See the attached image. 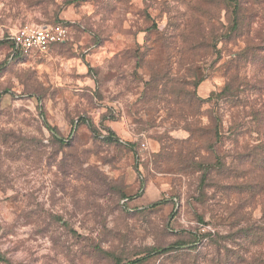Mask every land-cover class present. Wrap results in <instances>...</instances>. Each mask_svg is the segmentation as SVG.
<instances>
[{
	"label": "rangeland",
	"instance_id": "obj_1",
	"mask_svg": "<svg viewBox=\"0 0 264 264\" xmlns=\"http://www.w3.org/2000/svg\"><path fill=\"white\" fill-rule=\"evenodd\" d=\"M0 264H264V0H0Z\"/></svg>",
	"mask_w": 264,
	"mask_h": 264
},
{
	"label": "built area",
	"instance_id": "obj_2",
	"mask_svg": "<svg viewBox=\"0 0 264 264\" xmlns=\"http://www.w3.org/2000/svg\"><path fill=\"white\" fill-rule=\"evenodd\" d=\"M69 35L68 28L63 24L24 25L11 35L13 54L27 56L31 53H47L53 46L62 44Z\"/></svg>",
	"mask_w": 264,
	"mask_h": 264
},
{
	"label": "trees",
	"instance_id": "obj_3",
	"mask_svg": "<svg viewBox=\"0 0 264 264\" xmlns=\"http://www.w3.org/2000/svg\"><path fill=\"white\" fill-rule=\"evenodd\" d=\"M8 44L9 46V55H11L12 57V54H13V48H14V45H13V42L9 39L7 42H5ZM54 47V46H53ZM52 47V48H53ZM20 55H15L13 58H17L19 57ZM216 138H217V141L221 140V132L219 131V128H217V135H216Z\"/></svg>",
	"mask_w": 264,
	"mask_h": 264
}]
</instances>
